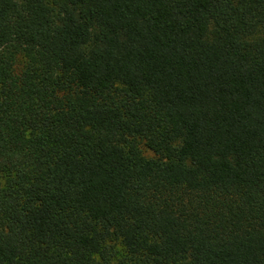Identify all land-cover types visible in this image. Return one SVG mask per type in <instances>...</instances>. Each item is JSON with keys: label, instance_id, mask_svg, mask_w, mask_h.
<instances>
[{"label": "trees", "instance_id": "obj_1", "mask_svg": "<svg viewBox=\"0 0 264 264\" xmlns=\"http://www.w3.org/2000/svg\"><path fill=\"white\" fill-rule=\"evenodd\" d=\"M0 264H264V0H0Z\"/></svg>", "mask_w": 264, "mask_h": 264}]
</instances>
